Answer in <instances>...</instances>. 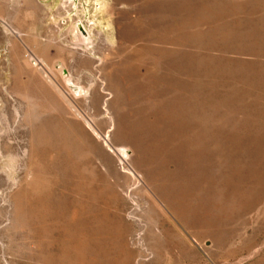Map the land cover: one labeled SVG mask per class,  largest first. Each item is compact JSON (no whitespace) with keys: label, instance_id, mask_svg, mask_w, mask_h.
Here are the masks:
<instances>
[{"label":"rangeland","instance_id":"obj_1","mask_svg":"<svg viewBox=\"0 0 264 264\" xmlns=\"http://www.w3.org/2000/svg\"><path fill=\"white\" fill-rule=\"evenodd\" d=\"M0 264H264V0H0Z\"/></svg>","mask_w":264,"mask_h":264},{"label":"bare ground","instance_id":"obj_2","mask_svg":"<svg viewBox=\"0 0 264 264\" xmlns=\"http://www.w3.org/2000/svg\"><path fill=\"white\" fill-rule=\"evenodd\" d=\"M90 28V27H89ZM74 30L76 33L77 38L79 37H84V39L86 40V42L88 43V48L89 47H93L94 45V40L91 37V34L87 28V26L85 24H81V23H76L74 26ZM12 34V33H11ZM92 49V48H91ZM89 50V49H88ZM72 82L71 80H69L68 82V86H71ZM65 86V85H64ZM66 91V89H65ZM60 92V91H59ZM62 95V94H61ZM69 95V94H68ZM71 96V95H70ZM66 99V98H65ZM56 103V102H55ZM2 140V139H1ZM125 155V154H124Z\"/></svg>","mask_w":264,"mask_h":264}]
</instances>
